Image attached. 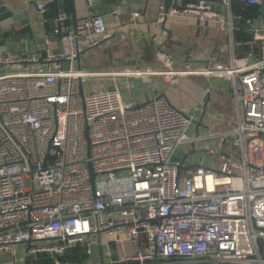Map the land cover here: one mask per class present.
<instances>
[{
    "label": "built area",
    "instance_id": "2783aa9c",
    "mask_svg": "<svg viewBox=\"0 0 264 264\" xmlns=\"http://www.w3.org/2000/svg\"><path fill=\"white\" fill-rule=\"evenodd\" d=\"M48 2L36 0L38 10L45 13ZM233 4L161 6L200 23L194 64L115 74L80 68L79 56L107 44L97 13L59 37L60 55H0V258L16 262L18 245L27 256H57L81 243L90 256L98 246L94 264H264V57L238 54ZM67 20L60 13L59 23ZM249 33L253 43L264 42L263 17ZM142 70L170 84L199 79L204 97L184 108L164 96L130 106L119 83L90 89L85 102L80 96V80L145 78ZM222 104L235 107L236 124L221 133L214 109ZM193 123L207 135L191 136ZM214 139L232 147L214 166L191 168L178 158L187 145Z\"/></svg>",
    "mask_w": 264,
    "mask_h": 264
},
{
    "label": "crops",
    "instance_id": "0c3cea01",
    "mask_svg": "<svg viewBox=\"0 0 264 264\" xmlns=\"http://www.w3.org/2000/svg\"><path fill=\"white\" fill-rule=\"evenodd\" d=\"M4 1L16 13H19L21 17L11 28L0 29V55L8 52H27L31 55L46 56L51 51L56 53L58 49L63 53L66 49L63 43L58 38H51L48 34V18L54 29H57V26L60 27L62 35L75 27L76 20L90 16L92 13H97L104 15L106 20L107 44L104 48L99 49V51H94L88 55L87 59L92 58L91 62L96 65L106 63L105 59L98 58L99 54L105 51L106 55H108L107 63L109 66L107 67L110 69H132V67L137 69L136 60L116 61V59L124 56L122 55L124 51L123 47L127 43L134 46L141 44L145 47H150L148 51L154 53V56L152 61L147 60V63L144 65L145 68L164 66L168 64L169 59H173L172 61L175 65L185 62L194 64L198 63L197 59L200 60V23L196 20L168 15V11L165 14L161 10L162 5L168 4L170 9H183L182 4L184 0H169V2L167 0H93V6H90L87 0H60L58 8L55 6L56 0H49L48 9L45 13L38 10L36 0ZM58 10L60 13H67L69 29L66 30L63 28V23H59ZM47 13L53 15L47 17ZM56 18L57 23L55 21ZM25 29L28 30V33L22 39L11 38L6 42L1 41L2 33ZM130 56L127 55V57ZM82 66L84 68H93L92 63L88 65L86 59L82 60ZM107 67L101 69H106ZM134 80L142 79L138 78ZM146 88H149V90L146 91L147 96H144V103L165 95L176 107L184 108L186 103L202 100L204 97L203 84L201 80L196 78H186L176 84L151 79L150 86ZM192 112L191 114L196 115L199 120L204 118L203 111L197 112L192 110ZM214 112L216 113V122L215 119L214 122L218 132L222 133L234 129L236 110L233 105L222 104V106H217ZM198 131L201 132L202 136L207 135V129L199 126L197 123H193L190 135L195 136L198 134ZM220 140L223 141L222 139ZM209 144L212 143L200 141L189 144L180 155L182 158L187 159L191 168L198 165L206 167L214 166L219 159L213 164L212 160L207 157L211 154L205 151V149H208L207 146ZM224 152L229 151L224 150ZM4 260L10 262L7 258H0V262ZM10 264H17V258L16 262H10ZM24 264L26 263L24 262Z\"/></svg>",
    "mask_w": 264,
    "mask_h": 264
},
{
    "label": "rangeland",
    "instance_id": "374dc122",
    "mask_svg": "<svg viewBox=\"0 0 264 264\" xmlns=\"http://www.w3.org/2000/svg\"><path fill=\"white\" fill-rule=\"evenodd\" d=\"M20 17H21V15L19 13H17L16 14L17 22L19 21ZM124 45H125L123 47L124 51L122 52V55H124V56L120 59H116V61H119V60H121V61L136 60L135 64L137 65V67H138L137 69H139V70L145 68L144 65H145V63H147V60L152 61L154 53H152L151 51H148V50H150V47H145L144 45H141V44L134 46L130 43H127ZM120 48H122V47H120ZM55 54L60 55L61 51L58 49ZM139 54H141V55H139ZM127 55H131V56L127 57ZM107 56L108 55H106L105 51H102L99 54L98 58L100 57V58H103L106 60V63L99 65V66H102L100 68L109 66L107 63L108 62ZM128 58H130V59H128ZM109 59H110V57H109ZM172 60L173 59H169L168 64L165 63L166 65H164V66H166L168 68H172V67L176 66L175 64H173ZM2 69H3V67L0 68V70H2ZM106 69H110V68L107 67ZM134 79L135 78H133L132 80H125L123 78H111L108 80V79L93 78L90 81L87 80L85 82V89H86V92H88L90 89L100 91L102 89H111V87L113 85L119 83L120 84L119 85L120 90L122 92V95H123L125 102L130 106H134V105H139L141 103H144V101H143L144 96H147L146 91L149 90V88H146V87L150 86L151 79L159 80V81L162 80V81L166 82L165 79L163 80L160 77H158V78L157 77H152V78L141 77L142 80H134ZM158 83H160V82H158ZM103 85H104V87H103ZM111 90H115V88H112ZM196 101H199V100H196ZM196 101L194 100V102H196ZM207 142L212 143V144H209V146H207L208 149H205V151L211 153L207 157L212 160L213 164L216 162V160L219 159V161H221V159L223 158L224 155H222V154H220L221 158H219V153H223V152H221L222 150L232 151V147H231L230 142H228L226 145L220 139L209 140ZM178 158L182 159V156L178 155ZM27 250L28 249H26L25 245H18L16 247L17 264H24V262L25 263L27 262V258H28ZM63 255H57V258L59 260H61L62 262H65ZM0 264H10V262H8L7 260H4L3 262H0ZM87 264H94V263H92L91 259L89 258V261H87Z\"/></svg>",
    "mask_w": 264,
    "mask_h": 264
},
{
    "label": "trees",
    "instance_id": "16d2710c",
    "mask_svg": "<svg viewBox=\"0 0 264 264\" xmlns=\"http://www.w3.org/2000/svg\"><path fill=\"white\" fill-rule=\"evenodd\" d=\"M202 0H184L182 6L186 8L187 6L193 4H199ZM218 2L219 0H212ZM233 11L236 17V43L238 47V54L241 57H245L251 53L259 58L264 57V42L253 43V36L249 33L250 24L253 19L263 17V13L260 7L248 6L245 3L234 0ZM53 14L47 13V17ZM47 21L48 34L51 38H58L61 35L60 27L54 29L52 23ZM57 23V18H56ZM63 28L69 29V22L63 23ZM28 33V30L6 32L1 34V41L6 42L11 38H23L24 35ZM89 246L88 244H78L75 247L68 249L64 256L65 264H87L89 261ZM57 256L51 255L49 253H42L34 256H28L26 264H55Z\"/></svg>",
    "mask_w": 264,
    "mask_h": 264
},
{
    "label": "water",
    "instance_id": "95a60500",
    "mask_svg": "<svg viewBox=\"0 0 264 264\" xmlns=\"http://www.w3.org/2000/svg\"><path fill=\"white\" fill-rule=\"evenodd\" d=\"M169 2V0H167ZM167 2V3H168ZM59 3L60 0H56L55 6L58 8L59 7ZM168 8H169V4H168ZM261 10L263 13V19H264V0H263V4L261 6ZM16 12L11 9L4 0H0V29H7V28H11L12 26H14L17 23L16 20ZM60 15V12L58 10V17ZM81 57L79 56L77 58L79 67L81 68L82 66V61H81ZM80 96L82 98V100L85 102L86 100V89H85V82L83 80H80ZM164 97H166L164 95ZM139 105L140 106H143ZM89 130H90V126L89 124L87 125V130H86V135H87V139H88V143H89V154L91 155V139H90V134H89ZM91 168V172H92V184L95 185L96 182V174L93 171V167L92 165H90ZM91 256L90 259L92 262L97 263L99 261V256H98V252H99V248L97 245H93L91 246Z\"/></svg>",
    "mask_w": 264,
    "mask_h": 264
},
{
    "label": "bare ground",
    "instance_id": "6f19581e",
    "mask_svg": "<svg viewBox=\"0 0 264 264\" xmlns=\"http://www.w3.org/2000/svg\"><path fill=\"white\" fill-rule=\"evenodd\" d=\"M87 60V62H88V64H91L92 63V66L93 67H96V68H100V67H102V66H99V65H96L95 63H93V62H91L92 61V58H90V59H86ZM90 62V63H89ZM125 68H123V69H121V68H117V69H115V70H109V69H103V72H109L110 74H115L116 72L117 73H125L124 70ZM127 69H129V68H127ZM135 68H133L132 67V69H130V70H134ZM139 73H141L143 76H145V77H147V76H153V75H155L156 74V72L155 71H153V72H147V71H145V70H142V71H139ZM160 73V72H159ZM164 74H166L168 77H170V76H173L174 75V73H178V72H175V71H169V72H163Z\"/></svg>",
    "mask_w": 264,
    "mask_h": 264
}]
</instances>
